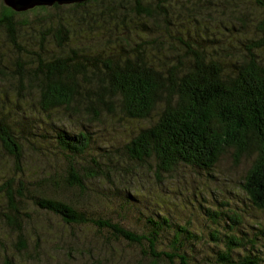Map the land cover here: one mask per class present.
<instances>
[{
  "label": "trees",
  "instance_id": "16d2710c",
  "mask_svg": "<svg viewBox=\"0 0 264 264\" xmlns=\"http://www.w3.org/2000/svg\"><path fill=\"white\" fill-rule=\"evenodd\" d=\"M244 6L83 0L16 10L3 3L0 166L12 167L0 178V225L8 232L0 264L49 259L51 216L77 243H68L69 257L85 264H264L263 225L242 228L244 211L226 202L224 211L201 207L208 223L196 229L146 202L156 187L146 199L147 186L133 176L144 169L151 175L142 182L162 184L164 174L174 179L190 168L208 178L229 154L245 164L239 183L264 210V37L247 34L253 22ZM216 21L218 35L208 26ZM125 123L132 129L108 145L88 130L124 131ZM31 160L43 169L29 171ZM129 249L136 260L125 256Z\"/></svg>",
  "mask_w": 264,
  "mask_h": 264
},
{
  "label": "rangeland",
  "instance_id": "374dc122",
  "mask_svg": "<svg viewBox=\"0 0 264 264\" xmlns=\"http://www.w3.org/2000/svg\"><path fill=\"white\" fill-rule=\"evenodd\" d=\"M245 3L244 8H242L243 14L250 18L253 22V25L250 26L249 32L247 33L249 37L259 39L261 37H264V9L257 6L256 2L263 1L264 0H241ZM3 0H0V10L1 6L3 5ZM246 17V18H247ZM235 27L238 29L240 25H238V21L234 20ZM209 30L211 33H215L218 35V31L222 29L221 21H216L213 23H209ZM132 129L131 124L125 123V130L124 131H116L113 130L107 131L106 127H89L88 130H91L92 133H98V135H104L103 139L104 142L107 145L111 144L112 142H120L118 138L119 132L127 133ZM0 155L1 152H0ZM227 156V157H226ZM11 163L7 164L6 166H0L1 171V177L3 178L5 176H8L10 171H7V168L10 169L9 166ZM245 164L241 165H234L232 161H230L229 154H226L224 158L221 159L219 166L215 169V172L212 176H208L206 178L205 176L198 177L191 173L190 168H181L179 172L177 173L178 178H174L172 176L163 175V180L161 181L162 184H157L156 179L149 177L148 182H142L141 179H145L148 176H150V173H147L146 170H134L133 176L138 177L137 179H134V185H143L147 186L144 191L147 193L146 199L150 196V186L152 183L155 185V189L152 190L153 194L155 192L156 195L154 197L151 196V200H147L146 202H152V206L157 208L159 207L162 209V211H169L174 214V217L179 220L183 221L187 224H189L191 227H195L196 229H200V227L203 228L204 224L208 223L206 220L205 214H203V210L201 207H211L212 205H217L220 207L219 209L224 211V208H221L220 203L226 202L231 208H235L239 211L245 212V217L248 221H244V224L242 225V228H250L252 227V222L254 223H260L263 225L264 228V210H259L255 208L252 203L249 201V197L244 190V188L239 183V180L242 177V174L245 170ZM7 167V168H6ZM29 171L32 172H38L42 170V166L39 162L31 160L29 162ZM204 174V173H203ZM172 177V178H171ZM176 177V176H175ZM208 179V180H206ZM211 179V180H209ZM212 179H214V182H211ZM93 188L99 189L103 184L93 183ZM118 186V185H117ZM144 188V187H143ZM211 188V189H210ZM125 189V188H123ZM100 190V189H99ZM216 193H211V192ZM112 192V191H111ZM198 192L203 193V197L200 199L196 195H198ZM95 193V192H94ZM143 195V194H142ZM195 196V198L193 197ZM98 200H100L99 197H91L90 203L91 207L101 208L98 207L100 203L97 204ZM0 204L6 206L4 203V199H0ZM29 210L33 211L32 205H28ZM223 218L226 220V215L223 216ZM43 222H46V220H43ZM247 223V225H246ZM47 225H51L52 230H54V234H51L50 236L53 238V242L47 246L44 247V250L49 255V259H45L44 257H40L39 262H28L22 261L21 258L18 256H15L16 263L18 264H85L84 258H71L68 255V246L72 243L77 245L76 242L69 243L71 240L69 229L63 230L60 223L51 216V222H47ZM208 225V224H207ZM253 231V229H252ZM255 232V230H254ZM63 235L67 237L66 243L61 242L59 236ZM0 237L3 239H6L8 237V232L4 228L3 225H0ZM69 243V245H68ZM6 244H9L7 242ZM47 247V248H46ZM75 253V252H74ZM1 256H3L2 251L0 250ZM134 254V255H133ZM136 252L134 250H127L126 257L128 260H136ZM126 264H134V263H126Z\"/></svg>",
  "mask_w": 264,
  "mask_h": 264
},
{
  "label": "water",
  "instance_id": "95a60500",
  "mask_svg": "<svg viewBox=\"0 0 264 264\" xmlns=\"http://www.w3.org/2000/svg\"><path fill=\"white\" fill-rule=\"evenodd\" d=\"M83 0H4L5 4L16 10H28L36 5H52L54 3H72Z\"/></svg>",
  "mask_w": 264,
  "mask_h": 264
}]
</instances>
